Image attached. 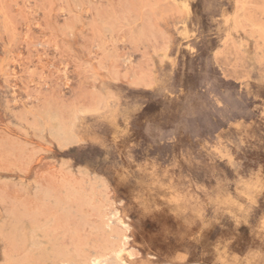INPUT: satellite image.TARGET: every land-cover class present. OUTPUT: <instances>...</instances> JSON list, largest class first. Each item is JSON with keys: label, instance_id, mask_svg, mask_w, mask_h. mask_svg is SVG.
I'll return each instance as SVG.
<instances>
[{"label": "rangeland", "instance_id": "374dc122", "mask_svg": "<svg viewBox=\"0 0 264 264\" xmlns=\"http://www.w3.org/2000/svg\"><path fill=\"white\" fill-rule=\"evenodd\" d=\"M205 2L0 0V264L6 253L123 264L118 249L127 264L159 259L158 225L88 166L75 144L86 135L153 162L149 194L173 255L264 264V237L240 232L217 249L223 229L198 224L227 223L230 201L264 180V0H214L202 18ZM184 152L208 163H181Z\"/></svg>", "mask_w": 264, "mask_h": 264}, {"label": "snow or ice", "instance_id": "6c2138e0", "mask_svg": "<svg viewBox=\"0 0 264 264\" xmlns=\"http://www.w3.org/2000/svg\"><path fill=\"white\" fill-rule=\"evenodd\" d=\"M214 6V0H206L203 5L205 11L200 13L201 17L206 18L207 13ZM196 35L197 33L194 31L192 36L195 37ZM153 125L154 120L150 117L148 121L149 134L152 133ZM75 144L80 148V155L87 161L88 166L106 178V182L115 189L118 197H123L130 211L135 214L140 223L152 220L158 225L155 236L160 241V251L157 253L159 259L153 260L151 264H188V257L173 255L175 249L170 239L167 244L161 239L171 234L167 225L160 221L161 209L154 206L155 197L149 194L150 181L147 173L153 162L151 160L146 162L139 152L136 153L135 157L128 155L125 159V154L121 151L117 157L115 148L102 135H97L95 138L86 135L83 140L76 141ZM217 151L223 154V146L218 145ZM177 156L179 158V153ZM222 158L227 159L233 168L239 169L241 166V162L230 153L222 155ZM181 163L195 168L197 166L203 167L208 161H198L194 159L192 153L184 152ZM261 175L264 176V168H262ZM226 219L228 220L227 223H221L216 218L202 216L198 222L199 225H202V232L204 229L213 227L218 230L223 229L220 231L217 249L225 247L233 239H239L237 233L240 232L247 235L250 230L252 235L258 234L264 237V180L259 184L250 183L243 193L230 201ZM192 239L196 240V237L194 236ZM195 264H200V262L197 260ZM229 264H242V262L232 261Z\"/></svg>", "mask_w": 264, "mask_h": 264}, {"label": "bare ground", "instance_id": "6f19581e", "mask_svg": "<svg viewBox=\"0 0 264 264\" xmlns=\"http://www.w3.org/2000/svg\"><path fill=\"white\" fill-rule=\"evenodd\" d=\"M61 130V129H60ZM13 222H14V224L13 225H15V227L14 228H12L13 227V225L11 226V227H9V225L7 226V228L9 227V229H10V231H9V229H8V232H10L12 235H16V236H21L22 237V239H23V244H24V242H25V239H26V237L24 236V232H23V229H22V227L23 226H21V224L19 223V222H16V221H14L13 220ZM11 223V222H10ZM9 224V223H8ZM106 225L109 227V223L108 222H106ZM120 225H123V223L122 222H120ZM4 226V225H3ZM3 226H2V228H3ZM124 226V225H123ZM6 229V228H5ZM14 229V230H13ZM2 230H4V229H2ZM1 230V231H2ZM25 231V230H24ZM7 232V231H6ZM37 234V233H36ZM5 235V234H4ZM6 235H7V233H6ZM29 235H31V233L29 234ZM29 237V236H28ZM31 237H32V235H31ZM124 237H125V235H124ZM124 237H123V239H124ZM31 239V238H30ZM40 240H42V239H40ZM120 240H122V236L120 237ZM34 241V240H33ZM49 241V240H48ZM30 242H32V240L30 241ZM33 243V242H32ZM35 244V243H34ZM36 245H37V243H36ZM49 247V246H48ZM43 249V248H42ZM46 250V249H45ZM115 250V249H114ZM49 252H51V250H49ZM107 252V251H106ZM114 255H115V257H117L119 260H121L122 262H123V264H127L125 261H123V259H122V255L124 254L123 253V249H118V250H115L114 252ZM51 254H52V252H51ZM102 254H103V252H102ZM53 255V254H52ZM5 257H6V259H5V261L3 262V264H17L16 263V260H14L13 259V257H12V255L10 254V253H6L5 255H4ZM98 256V255H97ZM101 256V255H100ZM4 257V258H5ZM102 260V259H101ZM50 261V260H49ZM48 261V262H49ZM98 263V260L97 259H93V260H90L89 261V264H97ZM57 264H73L70 260H67V259H62V260H60V262L59 263H57Z\"/></svg>", "mask_w": 264, "mask_h": 264}]
</instances>
